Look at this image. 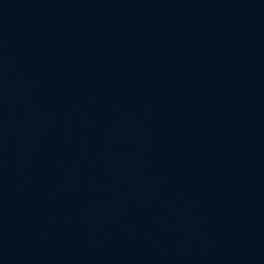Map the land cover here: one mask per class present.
<instances>
[{
  "label": "water",
  "instance_id": "95a60500",
  "mask_svg": "<svg viewBox=\"0 0 264 264\" xmlns=\"http://www.w3.org/2000/svg\"><path fill=\"white\" fill-rule=\"evenodd\" d=\"M0 264H264V0H0Z\"/></svg>",
  "mask_w": 264,
  "mask_h": 264
}]
</instances>
